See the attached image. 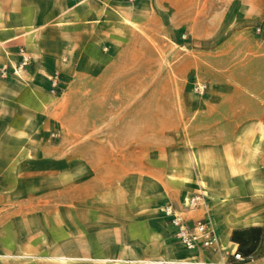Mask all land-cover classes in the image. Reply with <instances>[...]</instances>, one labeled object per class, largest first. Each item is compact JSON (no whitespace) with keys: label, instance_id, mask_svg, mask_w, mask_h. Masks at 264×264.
<instances>
[{"label":"crops","instance_id":"0c3cea01","mask_svg":"<svg viewBox=\"0 0 264 264\" xmlns=\"http://www.w3.org/2000/svg\"><path fill=\"white\" fill-rule=\"evenodd\" d=\"M258 26L264 0H0V264L264 262ZM192 195L223 252L176 240Z\"/></svg>","mask_w":264,"mask_h":264},{"label":"built area","instance_id":"2783aa9c","mask_svg":"<svg viewBox=\"0 0 264 264\" xmlns=\"http://www.w3.org/2000/svg\"><path fill=\"white\" fill-rule=\"evenodd\" d=\"M133 1V0H130ZM255 32L264 39V28L258 26ZM29 59L26 57L22 63L13 69V72L18 75L20 69L27 65ZM9 76V69L7 66L0 68V77L6 78ZM58 76L53 80L54 90L58 87ZM207 85L200 84L195 86V91L202 93L206 90ZM202 202V195H192L184 200L182 209L174 205H167L164 208V213L168 217L170 224L174 227L176 240L186 249L194 250L203 248L206 250H213L216 253L224 251L219 244V238L213 224L206 219H197L190 221L186 217V213L195 210ZM232 260L229 257L223 258V262L204 261L196 264H264L259 261V257L255 254H244L240 250H235L232 254Z\"/></svg>","mask_w":264,"mask_h":264},{"label":"rangeland","instance_id":"374dc122","mask_svg":"<svg viewBox=\"0 0 264 264\" xmlns=\"http://www.w3.org/2000/svg\"><path fill=\"white\" fill-rule=\"evenodd\" d=\"M52 215H54V213H53V212L51 213V217H52ZM55 230H56L55 228H51V231H53V232H54Z\"/></svg>","mask_w":264,"mask_h":264}]
</instances>
